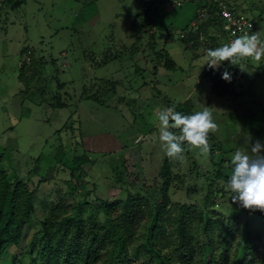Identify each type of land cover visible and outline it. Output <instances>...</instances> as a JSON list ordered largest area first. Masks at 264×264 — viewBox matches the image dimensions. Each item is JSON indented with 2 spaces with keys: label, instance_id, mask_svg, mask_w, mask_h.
<instances>
[{
  "label": "rangeland",
  "instance_id": "rangeland-1",
  "mask_svg": "<svg viewBox=\"0 0 264 264\" xmlns=\"http://www.w3.org/2000/svg\"><path fill=\"white\" fill-rule=\"evenodd\" d=\"M153 1L154 39L142 33L138 42L133 18ZM207 1L0 0V171L38 194L21 246L8 249L0 264H29L40 242L32 255L22 252L54 212L52 205L60 215L76 214L73 207L88 195L84 218L87 224L101 223L102 201L116 203L112 211L117 218V199L129 193L144 197L135 201L143 209L136 234L118 262L112 257L115 245L109 244L96 264H161L149 239L162 195L159 169L166 155L157 114L165 108L174 106L185 115L205 107L211 111L218 126L208 136L209 145L211 136L218 142L215 161L223 156L231 161L237 149L251 155V144L264 143V57L242 58L234 66L223 62L219 70L227 68L233 82L226 96L214 94L201 76L207 49L245 33L258 32L264 41V0H227L236 12L249 11L253 29L229 38L216 26L207 27L198 32V42L188 43L184 29H192ZM164 50L175 62L174 70L165 66ZM182 147L181 158H170L171 201L158 216L163 224L158 238L166 248L179 236L177 217L184 205L187 228L195 233L193 246L223 240L220 232L231 225L233 250L239 235L235 217L249 220L255 231L263 229L259 210L231 202L226 182L216 177L218 164H212L210 151L187 143ZM84 153L90 160L81 165L79 182L68 176L69 168ZM207 219L211 224L204 229ZM257 244L261 251V242Z\"/></svg>",
  "mask_w": 264,
  "mask_h": 264
},
{
  "label": "trees",
  "instance_id": "trees-1",
  "mask_svg": "<svg viewBox=\"0 0 264 264\" xmlns=\"http://www.w3.org/2000/svg\"><path fill=\"white\" fill-rule=\"evenodd\" d=\"M224 2L234 9L230 1L224 0ZM16 4L20 5V3ZM146 4L145 13H138L133 18V25L137 26L139 30V34H135L138 42L142 33H151L153 22L151 14L154 10L153 5H155V2ZM203 6L208 7L209 10V15L206 20L195 31L190 29L187 31V29H184L186 30L184 40L188 43L190 40L192 44L198 42L201 38L198 32H204L207 27L216 26V28L226 34L223 20L220 18L218 2L208 0L202 4ZM12 7L14 8L16 5H12ZM244 11L246 10L244 9ZM243 14L248 17L250 13L247 10ZM249 18L253 20V18ZM139 21H144L150 28L145 29L141 27L142 23H139ZM149 36L152 40L154 39L153 33ZM138 42H134L133 44L137 45ZM162 54L165 57V66L168 69L174 70L176 65L169 57V53L164 50ZM201 76L210 86L211 91L217 96L230 94V88L233 82L232 80L231 82H227L222 79V72L219 69L213 70L207 66L202 71ZM59 105L60 107H66V104L61 102ZM210 138L211 162L212 164H218L216 177L227 182L231 173L230 161L224 158V156L219 161L213 159V153L218 147V142L214 140V136ZM88 159L90 160L89 156L85 153L82 155L77 154L73 158V165L69 168V175H67L79 182L83 180L81 165ZM56 170L60 172L62 168ZM159 173L162 178L160 186L162 195L161 200L156 205L157 217L149 239V244L150 248L162 262L161 264H235L236 262L239 264H264V228L255 231L249 220L244 222L238 217H235V219L239 224V235L233 250L231 225L226 226V231L223 232L225 230L223 229L220 232V235L224 238L223 240H218L213 243V239L212 241L211 239H207L201 242L199 246L191 245L190 243L196 238L194 237L195 233L193 234L187 228L183 214L187 208L186 205L181 207L182 213L177 217L179 236L170 240L166 248L162 239L158 238L163 226L162 223L158 222V216L171 201L169 189L173 181V171L170 158L167 156H165L160 166ZM43 181L44 179L42 180L41 178V183ZM136 195L137 193H129L125 199H117V206H120V212L117 214V218L113 215L112 211L116 203H109L107 200H103L101 211L105 218L101 223L90 221L87 224L84 218V214L87 213L85 206L88 200H90L88 195L85 196L84 200L77 201V204L73 207L76 214L66 213L65 215H60V212L56 213V209L59 207L52 205L54 212L47 215L46 219L42 221V228L35 233L33 239L30 241V248L22 253L30 251L32 255V248L35 247V242L39 241L40 246L36 254L30 257L29 264H96L101 259V249H107L109 244H114L115 252L112 257L115 262H118L127 253L128 243L136 234V228L139 224L137 217L140 212H143V209L141 210L140 208L141 205L135 201H140L144 197ZM36 197H38L36 191L28 190L19 179L16 177H11L10 179L3 171H0V259L8 249L21 246L24 238V229L35 210L34 200ZM208 200L209 196L207 195L205 200L206 204ZM61 206L64 207L66 205L61 203ZM260 214V217L264 219V212ZM209 224L211 222L207 219L203 228L207 229ZM258 241L262 244L261 251H259Z\"/></svg>",
  "mask_w": 264,
  "mask_h": 264
},
{
  "label": "clouds",
  "instance_id": "clouds-1",
  "mask_svg": "<svg viewBox=\"0 0 264 264\" xmlns=\"http://www.w3.org/2000/svg\"><path fill=\"white\" fill-rule=\"evenodd\" d=\"M254 58L259 61L264 57V41L259 33H245L229 43L215 49H207L204 56L209 69L218 70L223 62L237 65L242 58ZM232 74L227 68L222 72V79L231 82ZM159 121V141L168 158H181L183 144L210 151L208 136L217 130L211 111L205 107L191 115H184L175 107L165 108L157 114ZM179 131V135L172 130ZM231 174L226 182V191H230L231 202L249 211L264 212V143L256 140L251 144V155L237 149L230 161Z\"/></svg>",
  "mask_w": 264,
  "mask_h": 264
},
{
  "label": "built area",
  "instance_id": "built-area-1",
  "mask_svg": "<svg viewBox=\"0 0 264 264\" xmlns=\"http://www.w3.org/2000/svg\"><path fill=\"white\" fill-rule=\"evenodd\" d=\"M218 8L220 13V18L223 20L224 29L226 31L227 37L236 36L240 33H244L250 29H253V21L246 17L243 13L236 12L230 5L224 1L218 0ZM209 15L208 7L203 6L198 11V16L192 22V31L199 28L200 24L206 20ZM183 37L184 34L182 33Z\"/></svg>",
  "mask_w": 264,
  "mask_h": 264
}]
</instances>
